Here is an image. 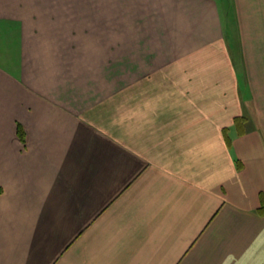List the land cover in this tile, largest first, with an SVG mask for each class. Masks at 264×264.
<instances>
[{
    "label": "crops",
    "instance_id": "crops-1",
    "mask_svg": "<svg viewBox=\"0 0 264 264\" xmlns=\"http://www.w3.org/2000/svg\"><path fill=\"white\" fill-rule=\"evenodd\" d=\"M234 1L239 57L220 0H0V264H264Z\"/></svg>",
    "mask_w": 264,
    "mask_h": 264
},
{
    "label": "rangeland",
    "instance_id": "rangeland-1",
    "mask_svg": "<svg viewBox=\"0 0 264 264\" xmlns=\"http://www.w3.org/2000/svg\"><path fill=\"white\" fill-rule=\"evenodd\" d=\"M220 5L222 9V17L226 29H228L233 50L235 52V55L239 57L241 56V49L239 48L241 46V32L239 31L241 22V20H239L240 10L239 8L237 9L235 7L236 2L234 0H220ZM254 21L256 23H254ZM249 22L250 27L248 28V30H246L247 32H245L247 38L246 43L248 45H251L248 49L252 54H254L255 52V54H259L264 57V14L253 15L252 20H249ZM254 32L259 36L256 39L251 40V38H253L252 35L254 34ZM258 63L260 65H264V61ZM262 73H264V71H262ZM258 76L259 75L257 73L255 77ZM240 79L242 87L244 86V83L247 84L248 80L245 78L244 74H240ZM244 100L245 105L243 115H246L250 120L257 118V114L254 110V103L252 102V96L249 92H247L246 95L244 94Z\"/></svg>",
    "mask_w": 264,
    "mask_h": 264
},
{
    "label": "trees",
    "instance_id": "trees-1",
    "mask_svg": "<svg viewBox=\"0 0 264 264\" xmlns=\"http://www.w3.org/2000/svg\"><path fill=\"white\" fill-rule=\"evenodd\" d=\"M243 118V117H242ZM237 120L239 121V120H241V118L240 117H238L237 118ZM241 130H242V128H241ZM22 137H23V135H22ZM263 198V201H262V204H261V207L259 208V210L262 212H264V196L262 197Z\"/></svg>",
    "mask_w": 264,
    "mask_h": 264
}]
</instances>
